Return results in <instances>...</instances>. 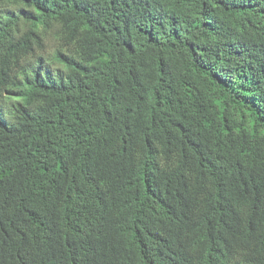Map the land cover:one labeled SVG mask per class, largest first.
Instances as JSON below:
<instances>
[{"label": "trees", "instance_id": "trees-1", "mask_svg": "<svg viewBox=\"0 0 264 264\" xmlns=\"http://www.w3.org/2000/svg\"><path fill=\"white\" fill-rule=\"evenodd\" d=\"M0 264H264V0H0Z\"/></svg>", "mask_w": 264, "mask_h": 264}]
</instances>
